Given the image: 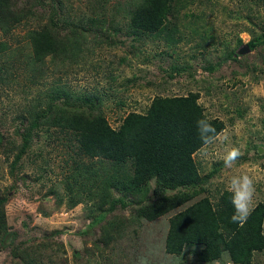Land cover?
Returning <instances> with one entry per match:
<instances>
[{
    "label": "trees",
    "instance_id": "obj_1",
    "mask_svg": "<svg viewBox=\"0 0 264 264\" xmlns=\"http://www.w3.org/2000/svg\"><path fill=\"white\" fill-rule=\"evenodd\" d=\"M192 2L137 0L126 29L120 30L118 26L105 33V20L78 19L74 0H0V88L7 91L6 87L17 80L18 70L26 72L29 79L26 86L41 87L38 98L26 106L27 111L15 128L21 141L7 139L0 129V150L8 159L13 156L9 168L15 175L23 169L24 156L43 129L51 137L67 142L72 151L69 157L74 159L63 185L69 193L67 204L70 208L82 203L88 207V218H92L89 226L100 224L103 249L127 235L124 227L128 220L155 221L168 215L167 254L184 260L192 253L198 264H204L220 261L228 253L227 264H254L256 253L264 251V202L253 207L240 227L231 221L235 212L231 202L233 193L228 189L214 191L216 196L210 193L207 186L220 170V164H215L207 175L202 174L196 154L208 144L201 139L197 121L206 119L213 126L215 132L209 135L214 139L224 131L226 123L206 113L200 91L157 95L145 112L131 111L115 127L102 108L101 95L91 92L80 95L65 82L67 77H53L52 82L46 79L51 76L48 73L51 69H47L49 59L68 76L65 69L69 66L76 64L84 68L87 59L105 45L116 46L119 41L116 32L125 31L131 37L136 54L151 39L163 38L169 46H175L183 35L181 23L175 20ZM105 6L103 1L96 5ZM33 22L36 24L28 28L27 43L12 44L13 31ZM262 29L246 43L250 50L264 47V25ZM193 33L198 34L199 30L194 28ZM204 37L215 38L210 29ZM138 42H141L139 46L135 44ZM119 44L123 45L124 41L120 39ZM225 47L228 48V43ZM230 52L225 56L242 63L233 57L234 51ZM123 60L126 59L118 63ZM99 62L98 67L106 65L111 70L119 66L114 60ZM207 62L211 63L205 68L213 71L220 66ZM173 69L185 70L184 67ZM44 75L47 81L41 80ZM43 83L47 84L46 89H42ZM13 121L15 124L16 118ZM53 128L57 130L54 132ZM255 148L257 156L264 157L258 145ZM80 157L88 160L80 162ZM57 190L53 188L51 192L61 202L64 194ZM8 199L9 195L3 194L0 187V248L12 246L16 264H55L53 255L45 256L47 261L34 245L17 242V234L8 221ZM117 209L124 210L122 219L117 218ZM126 211L130 213L126 215ZM106 215L111 218L106 219Z\"/></svg>",
    "mask_w": 264,
    "mask_h": 264
},
{
    "label": "rangeland",
    "instance_id": "obj_2",
    "mask_svg": "<svg viewBox=\"0 0 264 264\" xmlns=\"http://www.w3.org/2000/svg\"><path fill=\"white\" fill-rule=\"evenodd\" d=\"M102 1L106 6L96 7ZM136 1L74 0V11L80 16L78 19L105 20L104 32L111 33L113 27L126 29ZM193 13L196 17L192 16ZM175 21L181 23L183 34L175 46H169L163 38L159 41L151 39L136 54L131 47V37L125 31L116 32V40H119L116 46L105 45L87 59L84 68L76 64L69 66L65 69L68 76L63 75L49 59L47 69H51L48 71L51 76L46 79L52 82L53 77H67L65 82L80 95L87 92L101 95L102 108L115 127L129 112H145L157 95L200 91V102L206 113L226 123L224 131L196 154L203 175L211 172L215 164H220V170L207 187L216 196L214 191L228 189L233 176L248 174L254 178V207L258 202H264V157H258L255 148L258 145L259 152L264 155V47L249 50L245 55L238 52L262 32L264 1L193 0ZM35 24L27 23L15 29L10 38L12 44H26L28 28ZM194 28L199 30L198 34L193 33ZM209 29L214 39H204ZM120 39L124 41L121 46ZM140 43L135 44L139 46ZM230 51H234L233 57L242 63L225 56ZM121 59L127 61L118 63ZM110 60L119 66L113 70L106 65L103 66L106 68L98 67L101 65L99 61L106 63ZM207 61H213L216 67L220 63V66L214 71L205 68L211 63ZM174 67H184L185 70L177 71ZM25 73L18 70L17 80L6 87L7 91L0 88V129L7 139L16 142L21 141L15 134L20 116L27 111L26 106L38 98L41 90L39 85L26 86L29 79ZM46 79L44 75L41 80ZM43 84L42 89H46L47 84ZM56 130L53 128L54 132ZM47 131L43 129L35 138L32 148L24 156L23 169L17 170L15 175L9 168L13 156L8 159L0 150V187L3 194L9 195L6 211L18 243L34 245L44 257L53 255L55 264H198L192 253L183 260L165 252L168 215L155 221L128 220L127 225L123 224L127 235L103 249L100 224L89 226L92 218H88V207L82 203L70 208L67 204L69 193L63 185L74 163L69 157L71 148L67 142L51 137ZM232 148H239L242 155L229 168L224 164V157ZM87 160V157L79 159L80 162ZM53 188L66 196L63 195V201L60 202L58 195L51 192ZM122 211L116 210L118 219H122ZM129 211L125 214L128 215ZM108 218L111 217L106 215ZM39 244L45 247L36 246ZM11 248H0V264H16ZM227 254L224 253L220 261L204 264H227ZM254 264H264V251L256 253Z\"/></svg>",
    "mask_w": 264,
    "mask_h": 264
},
{
    "label": "clouds",
    "instance_id": "obj_3",
    "mask_svg": "<svg viewBox=\"0 0 264 264\" xmlns=\"http://www.w3.org/2000/svg\"><path fill=\"white\" fill-rule=\"evenodd\" d=\"M197 128L205 144L213 141L214 137L209 135V133H214L215 129L206 119L197 121ZM241 155L242 153L239 148H232L224 157L225 166L232 167ZM228 190L233 193L231 202L235 208L231 221L243 227L253 211L252 205L255 194L254 178L248 174L233 176L228 182Z\"/></svg>",
    "mask_w": 264,
    "mask_h": 264
},
{
    "label": "water",
    "instance_id": "obj_4",
    "mask_svg": "<svg viewBox=\"0 0 264 264\" xmlns=\"http://www.w3.org/2000/svg\"><path fill=\"white\" fill-rule=\"evenodd\" d=\"M250 50V47L248 44H245L241 49H239V53L245 54Z\"/></svg>",
    "mask_w": 264,
    "mask_h": 264
}]
</instances>
